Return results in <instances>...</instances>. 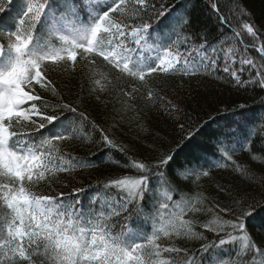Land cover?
<instances>
[{
    "label": "snow or ice",
    "instance_id": "obj_1",
    "mask_svg": "<svg viewBox=\"0 0 264 264\" xmlns=\"http://www.w3.org/2000/svg\"><path fill=\"white\" fill-rule=\"evenodd\" d=\"M17 2L20 10L12 24L0 25V264H225L223 249L230 245L227 256L231 264H264V241L254 244L245 224L257 206L264 209L260 201L248 204L240 192L233 194L232 189L221 188L234 200L240 196L250 210L245 211L242 204L239 210L229 209L233 218L223 225L216 220L205 223V229L217 233V240L211 242L203 234L195 233L192 222L184 218L187 212L198 214L203 208L175 201L154 207L152 178L169 175L174 179L180 172L189 171V182L200 176L208 177L215 165L208 166L209 170L200 165L206 152L177 165L172 175L178 151L169 148L160 152L159 148L148 145L139 153L143 159L135 165L139 179L125 177L92 187L94 193L103 192L109 199L101 202L90 197L86 207L81 197L88 188L68 190L75 180L71 176L73 163H79V158L71 152L76 150V141L83 142V133L89 129L99 133V144L109 151L127 157L131 149L109 127L89 119V101L95 99L99 103L91 88H87L86 95L73 98L66 94L64 79L80 76L87 85L94 79L91 69L99 67L120 78L123 73L138 77L146 95L139 89L121 92V96L129 98L128 109L131 110L132 104L140 105L137 111L141 118H146L145 112L152 108L165 112L173 127L179 126L182 133L189 129L184 137L187 142L213 118L206 114L209 119L194 134L189 123L192 117L186 110L148 88L150 81L145 79L146 75L152 76L154 83L160 79L156 74L161 72L190 76L205 64L207 68H217L223 44L218 51L208 39L206 29L196 30L193 15L196 3L193 0H104L101 5L96 0H62L63 10L57 15L56 0ZM205 3L217 15L221 27L230 23L228 15L222 14L220 0H205ZM12 4L13 0H0V14H7ZM225 7L229 12L243 15L240 0H227ZM158 23L161 33L164 29L170 33L165 55L159 63L153 62L145 68L150 59L145 56V49L156 51L151 45L155 44ZM262 29L264 22L256 28L244 20L242 30L236 31L235 36L240 37L246 30L252 37L251 47L255 48L256 41L264 36ZM54 34L63 47H52ZM197 41L202 42L196 44ZM177 43L184 45L185 51L181 53L177 49L173 54L171 48ZM192 44L196 46L187 47ZM78 50H82L79 61ZM257 50L261 53V65L243 59L237 70L228 63L232 50L224 52L223 72L232 78L226 82L237 94L256 86L264 88V42ZM69 61L73 63L70 65ZM246 70L256 71V76L242 78ZM163 83H167L166 78ZM158 87L160 92L165 90ZM260 103L264 104V98ZM215 111L218 113L220 109L217 107ZM225 112L236 111L226 106ZM67 114H73L74 118L68 121ZM65 121L69 127L58 130ZM234 128L239 130V123L226 124L208 138L213 154L221 152L233 165L236 163L233 155L238 150L233 141L239 143ZM252 128L257 129L259 146H255L250 133L240 148L252 144V151L264 153V115ZM91 143L95 145L97 141L93 139ZM62 173L68 174L63 177L67 184L62 182ZM257 183L264 189V176ZM137 219L145 223L152 221L150 235L134 231L139 227L134 223ZM224 225L231 231H225ZM189 238L199 239L198 250L187 247Z\"/></svg>",
    "mask_w": 264,
    "mask_h": 264
},
{
    "label": "trees",
    "instance_id": "obj_2",
    "mask_svg": "<svg viewBox=\"0 0 264 264\" xmlns=\"http://www.w3.org/2000/svg\"><path fill=\"white\" fill-rule=\"evenodd\" d=\"M36 2H39V0H36ZM193 3H196L193 12L196 19V30L206 29L208 39L214 43L218 51L221 43L223 44V52H219L221 59L217 68L213 70L207 68L206 64L201 65L198 72L190 76L161 72L156 74L160 79H156L154 83L152 82L154 79L152 76L146 75L145 77L146 80L150 81L147 85L148 88L159 92L163 99L178 103L186 110L192 117L189 123L193 125L190 130L194 134L199 125L209 119V115L213 116L191 141L187 142L184 139L189 129L186 128L182 133L179 126L173 127L172 121L167 118L165 112L158 111L149 105L152 110L145 112L146 118H141L139 111H137L141 107L140 105L132 104L131 110L128 109L129 98L121 96V92L127 93L133 89H139L140 92H145L146 95L145 89L140 88L142 82L139 81L138 77H128V74L123 73V78H120L115 74H109L107 69L99 67L91 69L94 79L89 80L87 85L80 76L70 80L59 79H64L66 94L70 93L73 98L77 95H86L87 88H91L95 96L99 98V103L97 104L95 99L89 101V119L95 121L98 125L109 127V131L121 143L131 149L127 157L121 156L115 150L109 151L99 144V133L91 132L89 129L83 133L85 137L83 142L76 141V150L71 152L73 157L79 158V163H73L71 176L75 177V180L68 190L71 187L83 186L88 188L89 191L81 197L86 207L90 197L104 201L109 199L103 192L94 193L92 187L97 183L111 184L113 181L125 177L139 179L140 174L135 165L143 159V156L139 153H142L148 145L159 148L160 152L167 151L169 148L178 151V155L174 157L177 163L172 166L173 172L170 173L172 175H174L177 165L186 163L187 159L193 155H201L206 152L207 155L199 162L200 165L205 167L204 170H209L207 167L212 164L215 165L211 168L208 177L200 176L198 180L193 179L189 182L187 178L191 175L190 171L180 172L175 175L174 179L170 178L169 175H165L160 179L153 177L152 184L155 185V188L152 195L154 207H158L161 203L175 201L177 203H188L190 207L203 208L204 211L198 214L187 212L184 218L192 222L195 233L203 234L211 242L217 240V233L205 229L203 227L205 223L216 220L223 225L224 221L233 218L229 209L239 210L242 204L245 211L250 210L240 196H236L234 200L229 197L226 191H221V188L232 189L233 194L237 191L240 192L241 196L246 197L248 204L256 201L264 204V189H261L257 183L259 177L264 176V153L252 151V144L240 148L250 133H252L255 146H259V142L256 140L257 129L252 128V126L255 122L259 124L260 116L264 115V104L260 103L261 98H264V88L256 86L237 94L234 90H231L230 85L226 82L232 78L223 72L224 52H228L229 49L232 51L229 53L228 63L232 65L234 70L241 67L243 59L253 60L258 67L261 65V53L257 49L260 43L264 42V36L256 41V47L253 48L251 47L252 37L247 34L246 30H243L240 37H236L235 32L242 30L244 20L255 25L256 28L260 27V24L264 22V0H240L243 15L235 11L229 12L228 7H234V5L225 7L227 0H220V6L224 9L222 14L228 15L230 22L224 24L223 27L220 26L217 15L211 11L209 5H206L205 0H193ZM191 7L192 4H188V8L191 9ZM55 9L58 14L62 11V0H56ZM19 10L20 4L17 0H13L8 13L0 14V25L5 27L11 25ZM77 10L79 11V8ZM172 15H176V13L173 12ZM230 28L231 31H229ZM261 31H264V29ZM169 35L168 29H164V32L161 33V26L158 23L154 36L161 39L165 50ZM200 42L202 41H197L196 44ZM196 44L187 47L192 48ZM177 49L183 53L185 46L179 43L173 45L171 48L172 53L175 54ZM198 55H203V53ZM80 58V54H77L78 61ZM101 59L97 58L98 61ZM58 63L62 64L64 61ZM68 63L71 65L73 62L69 61ZM244 67L247 69V65ZM97 72H103L104 75H96ZM250 74L255 77L256 71L246 70L242 73V78L247 79ZM165 78L167 79L166 84L163 83ZM158 86L164 87L165 90L160 92ZM82 88H85L84 92L81 91ZM156 103H159V101ZM239 105H245V107L240 109ZM226 106L236 112H225ZM217 107L220 109L218 113L215 111ZM117 113H121V115H117ZM67 115L68 121L74 118L73 114ZM68 121H65L58 130L69 127ZM114 121H119V123ZM234 123L240 125L239 130L233 129L238 131L239 137V143L233 141V146L238 149L233 155L235 165L232 161H228L226 157H223L221 152L218 151L213 154V146L208 140L218 128ZM93 139L97 141V144L93 145L91 143ZM161 141H163V144H161ZM65 151L67 152L69 149L65 148ZM65 175L68 174L62 173L61 178L62 182L67 184L68 181L63 179ZM169 198H172V200L169 201ZM222 209L224 210L222 211ZM142 222H144L143 219L134 221L138 226ZM120 223H123V221L121 220ZM245 224L254 244L259 245L261 241H264V209L257 206L252 215L245 220ZM224 230L231 231L226 225H224ZM162 239L164 238L162 237ZM177 246L181 245L178 244ZM200 246L201 242L198 238L188 239L187 247L195 251ZM230 247L232 246L223 249L225 264H231L227 256ZM203 255L205 254L200 253V256ZM232 259L236 258L233 257ZM257 260H259V257Z\"/></svg>",
    "mask_w": 264,
    "mask_h": 264
},
{
    "label": "rangeland",
    "instance_id": "obj_3",
    "mask_svg": "<svg viewBox=\"0 0 264 264\" xmlns=\"http://www.w3.org/2000/svg\"><path fill=\"white\" fill-rule=\"evenodd\" d=\"M101 1H104V0H96V2H101ZM53 36L55 38V41L54 42L52 41V47L57 48V49L63 47L64 45H63L62 41L59 40V37L55 34ZM80 51H82V50H78L77 54L80 53ZM150 52L153 53L154 51H150ZM156 57L162 59L164 57V55L159 53V54H156ZM155 226L159 227V224H157ZM152 227H153V223H152Z\"/></svg>",
    "mask_w": 264,
    "mask_h": 264
}]
</instances>
